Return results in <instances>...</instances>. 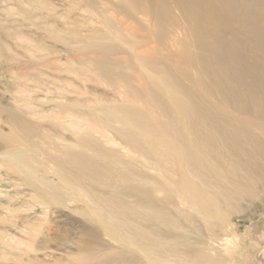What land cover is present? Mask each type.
Masks as SVG:
<instances>
[{
	"label": "bare ground",
	"instance_id": "6f19581e",
	"mask_svg": "<svg viewBox=\"0 0 264 264\" xmlns=\"http://www.w3.org/2000/svg\"><path fill=\"white\" fill-rule=\"evenodd\" d=\"M60 1L105 32L46 24L81 67L0 105V264H264V0Z\"/></svg>",
	"mask_w": 264,
	"mask_h": 264
},
{
	"label": "rangeland",
	"instance_id": "374dc122",
	"mask_svg": "<svg viewBox=\"0 0 264 264\" xmlns=\"http://www.w3.org/2000/svg\"><path fill=\"white\" fill-rule=\"evenodd\" d=\"M22 1L31 3L35 12H46L53 2L57 5L56 9L58 14L48 15L47 17H43L38 14L29 20L24 16V14H22ZM59 2L61 1L3 0L2 6L0 7V105H11L13 97L19 95L18 90L22 87V84L25 82L32 84L33 79L36 80L39 78L41 81L43 80L48 82L50 80L53 81V76L57 75L65 78H67V76L69 78L75 77L72 73H68L65 69L59 72L57 69L50 66L53 61L59 60L62 64H68L70 67H81L80 60L81 58H84L85 55L81 51H72V53L69 47H67L63 42H59L50 37L46 24L54 25V29L57 31H62L66 28L70 31L77 30L78 32L81 31L84 33H90V31H88L89 25H93L94 28H97L100 32H105V28L99 22H83L84 15H90L89 10L82 11L78 5L76 7L77 9H72L69 13L67 7L59 5ZM62 14L65 15L64 18L61 17ZM67 17L72 18L70 20L71 23L68 25H62L63 20L67 19ZM16 35L24 37L25 40L19 39ZM26 40L31 41L37 46H43L46 48V51L43 55L38 54L35 58L31 57L23 46ZM90 73L95 74L96 70H93ZM87 85L96 87L99 95L103 96H100L101 99L110 101L108 103L113 102L115 97L113 91L106 90L102 84L95 83V81L88 82ZM36 94L38 101H41V98H45L46 92H36ZM87 96L90 97L91 95L87 94ZM42 101L44 103L46 102L45 99ZM6 119V115H2L0 112V130L4 133H8L10 130ZM1 147L2 146L0 145V152L2 150ZM0 167V175L8 169V167L3 164H0ZM13 176L12 179L15 178ZM4 177L5 176H2L3 179ZM0 185H3V187L6 186L12 194L17 191H23L26 188L28 189V186L21 185V182L15 179L11 182L3 180L0 182ZM27 189L25 190L26 193L28 192ZM12 199L13 203H17L22 200L25 201V199L28 198L23 195H19ZM6 200L5 196H0V202L4 203V205H6ZM53 216L54 214L52 213L51 217ZM242 234L243 233L241 232L239 235L241 236ZM243 239H245L243 244H239L238 242L235 243L238 246L234 252V256L238 258L235 264H246L241 256H248L249 258L252 256V240L247 239L246 242V237ZM230 240L232 243L235 241L234 238ZM224 251L228 252V248H224ZM54 256L57 258L59 257V254L55 253ZM10 262L13 263L14 260H10Z\"/></svg>",
	"mask_w": 264,
	"mask_h": 264
}]
</instances>
